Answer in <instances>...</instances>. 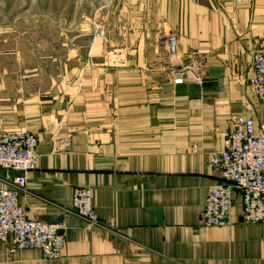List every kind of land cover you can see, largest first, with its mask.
<instances>
[{"label":"crops","instance_id":"1","mask_svg":"<svg viewBox=\"0 0 264 264\" xmlns=\"http://www.w3.org/2000/svg\"><path fill=\"white\" fill-rule=\"evenodd\" d=\"M148 1L145 27L103 40L82 78L46 87L0 56V133L39 137L20 204L29 218L67 224L61 258L0 241V264H264V223L241 222L238 190L231 225H201L209 187L221 180L212 154L238 116L264 121L248 86L252 54L264 45V0ZM171 31L202 84L190 72L174 83ZM15 175L0 169V188ZM76 187L92 190L93 228L72 212Z\"/></svg>","mask_w":264,"mask_h":264},{"label":"built area","instance_id":"2","mask_svg":"<svg viewBox=\"0 0 264 264\" xmlns=\"http://www.w3.org/2000/svg\"><path fill=\"white\" fill-rule=\"evenodd\" d=\"M178 48V35L172 32L168 35L167 53L170 63L176 66L173 74H178L174 83L182 84L183 73L190 72L202 84L194 63L183 61ZM248 86L264 103V45L252 54ZM38 147L39 137L33 132L0 133V169L16 172L10 183L0 188V241L9 242L11 250L37 249L44 259L55 260L63 255L66 222L47 223L29 218L19 201L26 188L27 174L37 164ZM209 162L219 170L221 180L209 187L201 225H231L235 190L242 196L241 222L264 223V121L256 127L253 119L238 116L224 149L213 153ZM72 212L82 218L89 229L100 223L93 207L92 190L88 187L74 188Z\"/></svg>","mask_w":264,"mask_h":264},{"label":"rangeland","instance_id":"3","mask_svg":"<svg viewBox=\"0 0 264 264\" xmlns=\"http://www.w3.org/2000/svg\"><path fill=\"white\" fill-rule=\"evenodd\" d=\"M153 3L146 0H0V56L10 57L6 65L25 68L26 76L27 71L34 72L36 80L41 78L46 87H50L52 79L69 80L71 73L72 77L82 78L89 67H97L96 55L103 49L100 43L104 45L103 40L108 39L123 42L130 25L145 27L151 10L148 7ZM156 19L153 17L150 22ZM160 32L159 27L157 33ZM13 57H20V62ZM84 62L86 67L82 71ZM174 69L176 66L172 74Z\"/></svg>","mask_w":264,"mask_h":264},{"label":"bare ground","instance_id":"4","mask_svg":"<svg viewBox=\"0 0 264 264\" xmlns=\"http://www.w3.org/2000/svg\"><path fill=\"white\" fill-rule=\"evenodd\" d=\"M93 41V40H92ZM91 43V42H90Z\"/></svg>","mask_w":264,"mask_h":264}]
</instances>
